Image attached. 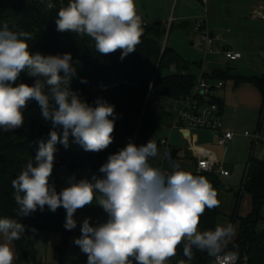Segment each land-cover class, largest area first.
Here are the masks:
<instances>
[{
    "label": "clouds",
    "instance_id": "1",
    "mask_svg": "<svg viewBox=\"0 0 264 264\" xmlns=\"http://www.w3.org/2000/svg\"><path fill=\"white\" fill-rule=\"evenodd\" d=\"M58 32H72L95 41L96 51L108 55L120 50V59L136 50L143 34L134 0H69L55 19ZM31 33L0 25V131L11 132L24 124L30 101L51 124L47 140L38 142L33 159L12 180L17 215L28 217L45 207L66 212L64 228L77 227L78 210L95 204L107 220L93 225L90 217L80 223L73 243L87 256L86 264H168L183 246L179 264H191L195 251L216 256L236 235L235 227L216 225L199 230L205 209L219 206L217 191L202 175H193L171 164V171L154 166L159 155L155 141L137 146L129 142L109 154L97 175L68 178L59 192L51 177L57 145L67 149L70 137L85 152L106 150L114 140L115 105L102 97L93 104L71 88L76 68L70 52L56 55L31 53ZM21 73L34 78L17 83ZM81 83L87 81L81 78ZM26 226L16 219L0 218V264H13L14 240Z\"/></svg>",
    "mask_w": 264,
    "mask_h": 264
},
{
    "label": "trees",
    "instance_id": "2",
    "mask_svg": "<svg viewBox=\"0 0 264 264\" xmlns=\"http://www.w3.org/2000/svg\"><path fill=\"white\" fill-rule=\"evenodd\" d=\"M68 3L69 0H0V25L6 23L10 30L31 33L33 39L28 41L31 53L56 55L70 52L76 68L71 88L89 104H93L97 97H102L115 105L118 118L115 122L114 140L106 150L98 153L85 152L71 137L67 149L61 144L56 146L51 180L58 192L69 186L68 178L73 174L79 180L83 178L84 171L99 172L109 154L119 151L129 142L139 146L149 140L154 141L155 99L166 98L181 102L191 94L197 79L190 63L166 43L168 29L162 22L149 24L144 29L136 50L121 60L120 50L101 55L90 37L81 38L72 32L61 33L56 30L58 11ZM170 28H173V24ZM225 75L226 73L221 72L216 78L226 79ZM81 78L87 83H81ZM20 82L31 85L34 78L21 73L17 83ZM249 82L261 94L264 110V77L252 78ZM215 102L221 106L219 99ZM23 114L24 124L21 128L11 132L0 131V218L16 219L26 226L21 238L12 242L16 254L13 264H37L32 243L34 232L59 234L62 246L58 248V252L63 258L72 231L63 226L66 212L62 207L55 212L45 207L44 212L37 210L28 217L17 215L18 205L13 198L12 180L34 158L38 142L41 139L47 140L51 129V124L42 119L39 105L35 101L28 103ZM156 144L160 151V143ZM169 159L177 163L178 152H172ZM151 163L159 166L158 158L151 160ZM91 164L94 166L89 169ZM193 175L205 176L216 190L222 189L216 174ZM243 193L251 197L253 211L246 218H238ZM235 196L236 206L230 223L234 226L239 222V233L217 255L246 256L247 264H264V227L261 231L258 230L259 224L264 223V161L255 158L249 160L241 188ZM218 217L216 208H206L200 219L199 230H214ZM194 251L191 264H210L214 258L206 252ZM181 260H186L182 245L177 247L176 255L168 264H179Z\"/></svg>",
    "mask_w": 264,
    "mask_h": 264
},
{
    "label": "crops",
    "instance_id": "3",
    "mask_svg": "<svg viewBox=\"0 0 264 264\" xmlns=\"http://www.w3.org/2000/svg\"><path fill=\"white\" fill-rule=\"evenodd\" d=\"M175 1L177 0H134L136 12L143 16L150 25L157 22L168 25L171 22L173 27L177 26L183 31H187L190 26L196 31V21L206 18V29L212 38L215 39L219 49L212 56L213 58L210 60L212 63L204 61L201 74H204L207 81L212 85H216L222 81L225 83L223 91L216 92L215 96L221 102L220 109L224 130L233 132L235 137L224 147H220L218 146L219 136L217 134L206 131H198L195 133L188 131L184 134L180 132L188 142V148L186 150L178 151L172 146L171 141L168 140L172 152H178L179 161L175 163L171 159L166 161L164 159H158V163L160 167H163L167 171H171V164H176L180 169L195 174L197 170V153L195 149L199 148V152H211L217 162V166L230 172L229 177L218 175L222 189L216 190L214 188L217 191V198L220 201L219 206L216 207L219 212L217 225L226 226L231 222V217L235 211V194L241 188L238 190L234 189V186L240 180V175L236 176L235 165L246 162V169V165L251 158L264 161L263 99L257 88L249 82L252 78L264 77V19L254 17L255 11H264V0H245V3L235 4L236 12L232 17L234 21L238 22L237 24L239 26L237 28L234 27L232 21L230 23L227 21L226 9H228V6L231 5L233 0H213L208 2L205 7L206 9L201 6V1L199 0H186V6L191 9L189 11L183 9L176 15H173L172 7ZM179 1H181V6H183L185 0ZM161 4L162 7L165 4V11L163 13H161ZM243 20L246 26H242ZM243 27L244 29H242ZM246 39H254L256 44H259V47L253 50L248 45H244ZM225 52H234L240 57L236 61L227 60ZM230 62H234L238 69L230 67ZM199 68L201 69V66ZM242 68H247V72H250L252 75H246L247 73L243 74L241 71ZM204 70H208L209 73ZM221 72L226 73V79L219 80L216 78L217 74ZM157 99L161 100L163 104L167 103V108L172 106V102H176L166 98ZM173 114L174 119L176 110ZM256 118H259L256 130L251 132L248 128L254 127ZM174 131L172 130V132ZM246 132L251 133V137H245L244 134ZM256 137H259L261 140L259 145H255ZM252 211V199L248 194L243 193L241 195L238 218H246ZM234 227L236 229V235L231 242L238 236L240 228L238 221ZM3 242V238L0 237V243ZM11 247L14 251L15 260L16 254L13 244Z\"/></svg>",
    "mask_w": 264,
    "mask_h": 264
},
{
    "label": "rangeland",
    "instance_id": "4",
    "mask_svg": "<svg viewBox=\"0 0 264 264\" xmlns=\"http://www.w3.org/2000/svg\"><path fill=\"white\" fill-rule=\"evenodd\" d=\"M186 0L183 3V6H181V1L177 0L174 2V5L172 7V14L176 15L180 10L187 9L188 11L191 9L188 6H186ZM245 0H233L231 5L228 6L227 11V21L230 23L232 21L234 27H238V22L233 20V14L236 12L235 10V4H242L245 3ZM167 6V4H166ZM162 7V4H161ZM165 11V4L162 7L161 13ZM231 18H230V17ZM250 17V14H249ZM247 17V18H249ZM246 23L243 20L242 26ZM169 23L167 25V29L169 28ZM244 26V27H245ZM244 27L242 29H244ZM166 43L172 47L183 59L188 61L190 63V67L192 69L193 74L199 78L202 74V64L204 61L212 63L211 58L212 56L218 52L217 43L215 41L213 52L211 54H207L205 52L206 48L205 45L202 43L200 39V35L195 29L190 26V28L187 31H183L177 26L170 28L168 30V35L166 37ZM251 47V49H256L259 47V44L257 45L254 39H246L245 44ZM263 59V57H262ZM236 64L234 62H230V67H235ZM201 66V69L199 68ZM211 69V68H210ZM207 73H209L208 70H204ZM242 73L246 75H252L250 72H247V68L241 69ZM250 71V70H249ZM166 75V73L164 74ZM168 102V101H167ZM167 103H164L159 100L155 99L153 103V111L155 114V120H156V130L154 134V141L156 143H161L162 141L170 140L172 146H174L178 151L180 150H186L188 148V142L185 140L180 133L178 129H175L174 132L170 129V124L172 123L173 119V112L175 110L181 109L183 107V104L180 102H172L171 107H166ZM259 121V118H256V122L254 123L253 128H248L251 132H254L256 130L257 123ZM198 132V131H193ZM173 133V134H172ZM159 160L164 159L162 153L159 152V155L157 156ZM246 163V162H245ZM245 163L244 164H236V176L240 175L239 183L234 186L236 190H238L242 185V180L244 178V169H245ZM93 173H96L97 175H102L99 172L96 171H84L82 173L83 178L88 177L90 178ZM262 215L264 218V207L262 209ZM90 217V222L94 225L95 221H98L99 223H103L107 220V214L103 211V209L95 204V201L92 205L85 206L83 209H80L75 214V219L77 220V227L72 230V234L69 239L68 247L66 250L65 255L63 258L60 257V254L58 252V248L62 246V238L57 233H49V232H34L32 234V243L36 251V260L37 264H86L87 262V256L83 254L79 247L76 246L73 243L74 238H77L80 236V223L86 218ZM264 227V223L261 222L258 226V230L261 231Z\"/></svg>",
    "mask_w": 264,
    "mask_h": 264
},
{
    "label": "built area",
    "instance_id": "5",
    "mask_svg": "<svg viewBox=\"0 0 264 264\" xmlns=\"http://www.w3.org/2000/svg\"><path fill=\"white\" fill-rule=\"evenodd\" d=\"M210 1L213 0H201V6L205 8ZM137 15L141 18V26L144 30L149 24L143 16L139 13H137ZM254 17L264 19V11H255ZM171 24L172 23L170 22L168 30L170 29ZM195 28L200 35L202 43L205 45V52L211 54L213 52L215 39L212 38L206 29V18L197 20ZM225 55L227 60L231 61H236L240 57L234 52H225ZM224 87L225 83L223 81L218 82L216 85H212L207 81L204 74H202L196 79L191 94L185 100L180 102L183 104V107L176 110V115L170 128L172 130L178 129L182 134L188 131H206L217 134L219 136L218 146L220 147H224L228 142L232 141L235 134L231 131L224 130L221 109L219 104L215 102L217 99L215 93L223 91ZM244 136L247 138L251 137V133L246 132ZM260 142V138L256 137L255 145H259ZM199 150V148L195 149V152L197 153V174H216L222 177L230 176L229 171L217 166V162L211 152H199ZM159 152L162 153L165 161L170 158L172 150L168 140L160 143ZM97 223L99 222L95 221L94 225ZM210 264H247V258L246 256L235 254H219L214 256Z\"/></svg>",
    "mask_w": 264,
    "mask_h": 264
},
{
    "label": "water",
    "instance_id": "6",
    "mask_svg": "<svg viewBox=\"0 0 264 264\" xmlns=\"http://www.w3.org/2000/svg\"><path fill=\"white\" fill-rule=\"evenodd\" d=\"M78 86H81V85H78ZM72 89H74V88H72ZM93 164H91L90 166H89V169H91V168H93Z\"/></svg>",
    "mask_w": 264,
    "mask_h": 264
}]
</instances>
